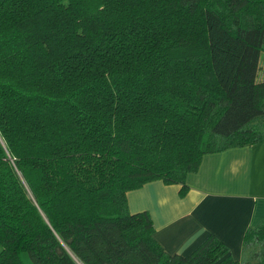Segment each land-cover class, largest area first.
<instances>
[{"label": "trees", "instance_id": "obj_1", "mask_svg": "<svg viewBox=\"0 0 264 264\" xmlns=\"http://www.w3.org/2000/svg\"><path fill=\"white\" fill-rule=\"evenodd\" d=\"M260 50L264 0H0V264H264V221L169 255L125 201L264 141Z\"/></svg>", "mask_w": 264, "mask_h": 264}, {"label": "crops", "instance_id": "obj_2", "mask_svg": "<svg viewBox=\"0 0 264 264\" xmlns=\"http://www.w3.org/2000/svg\"><path fill=\"white\" fill-rule=\"evenodd\" d=\"M184 185L179 196L177 184L146 182L126 191L127 209L148 214L166 254L186 255L212 235L239 260L244 230L264 221V141L202 155Z\"/></svg>", "mask_w": 264, "mask_h": 264}, {"label": "rangeland", "instance_id": "obj_3", "mask_svg": "<svg viewBox=\"0 0 264 264\" xmlns=\"http://www.w3.org/2000/svg\"><path fill=\"white\" fill-rule=\"evenodd\" d=\"M264 78V51L260 50L257 61V71H256V80H261ZM23 261L28 262L27 256L22 253Z\"/></svg>", "mask_w": 264, "mask_h": 264}]
</instances>
